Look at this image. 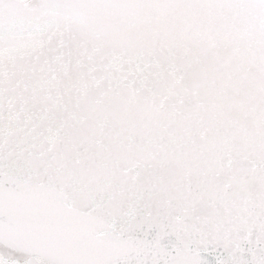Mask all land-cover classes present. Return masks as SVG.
<instances>
[{"label": "snow or ice", "instance_id": "obj_1", "mask_svg": "<svg viewBox=\"0 0 264 264\" xmlns=\"http://www.w3.org/2000/svg\"><path fill=\"white\" fill-rule=\"evenodd\" d=\"M0 264H264V0H0Z\"/></svg>", "mask_w": 264, "mask_h": 264}]
</instances>
